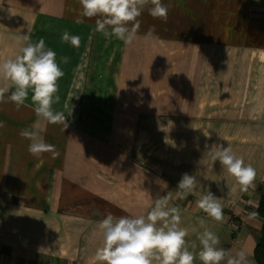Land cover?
Returning a JSON list of instances; mask_svg holds the SVG:
<instances>
[{
    "label": "crops",
    "instance_id": "0c3cea01",
    "mask_svg": "<svg viewBox=\"0 0 264 264\" xmlns=\"http://www.w3.org/2000/svg\"><path fill=\"white\" fill-rule=\"evenodd\" d=\"M162 3L167 20L146 6L139 46L131 48L96 32L99 17H83L79 0H0V60L15 57L16 36L43 38L64 72L53 108L68 123L64 130L38 118L31 90L19 108L7 99L14 89L0 102V264H97L99 222L109 213L146 217L163 196L179 209L189 250L199 252L197 236L207 228L218 247L233 256L243 250L256 264L262 220L250 214L264 194V0ZM143 23L152 37L145 39ZM65 31L80 37L78 47L62 42ZM175 47L191 66L182 88L169 78ZM130 48L136 61L128 62ZM33 127L59 156L29 153L31 141L20 132ZM213 144L230 145L256 169L254 188L242 192L211 160L205 145ZM184 173L195 174L198 187L180 199ZM208 191L222 204L223 222L197 207ZM194 264H202L198 256Z\"/></svg>",
    "mask_w": 264,
    "mask_h": 264
},
{
    "label": "clouds",
    "instance_id": "9594fccd",
    "mask_svg": "<svg viewBox=\"0 0 264 264\" xmlns=\"http://www.w3.org/2000/svg\"><path fill=\"white\" fill-rule=\"evenodd\" d=\"M82 6V15L86 18L99 17L95 20V31L102 33L105 38L115 37L125 44H131L136 38L140 28L138 17L149 4V15L155 19L167 20L168 7L162 0H79ZM77 20V23H81ZM129 25H131L129 27ZM153 36V30H149L145 39ZM62 42H70L78 47L80 37L69 35L65 31L61 36ZM17 54L14 58L0 60V102L7 99L13 102L17 108L23 106L29 97L31 90V102L38 118L50 124L68 127L66 116L61 111L53 108L59 103L60 96L58 81L63 77L57 54L46 47L45 40L40 38L32 42L27 34L15 37ZM67 62V58H62ZM0 127H3L0 122ZM21 137L29 139L28 151L33 156L42 153H52L59 156L55 145L46 143L39 135V129L33 127L23 129ZM207 155L213 162L219 161L227 173L235 178L242 192H248L255 187L257 176L256 169L251 164H245L243 157L237 156L231 146L213 144L210 148L205 145ZM162 187L167 183L161 181ZM198 187L195 174L184 173L177 184V197L185 199L189 194H194ZM169 196L159 197L155 200L154 207L147 216H120L115 217L109 213L99 222L102 231L103 244L97 248L94 256L97 264H194L199 258L202 264H249L248 255L241 250L236 255H231L225 249L218 247L219 237L205 228L198 234L197 239L201 246L198 253L189 250L186 241L188 230L180 227L181 216L179 209L168 207ZM197 207L203 210L209 217L217 222H223L222 204L218 197L211 191L201 195L197 200ZM257 213H251L255 216ZM204 226V221H199ZM160 224L161 226H158ZM195 241L191 248L196 249Z\"/></svg>",
    "mask_w": 264,
    "mask_h": 264
},
{
    "label": "rangeland",
    "instance_id": "374dc122",
    "mask_svg": "<svg viewBox=\"0 0 264 264\" xmlns=\"http://www.w3.org/2000/svg\"><path fill=\"white\" fill-rule=\"evenodd\" d=\"M143 28H144V32H146V31L148 32L147 24L143 23ZM135 46H139V44H137L136 41L133 40L131 48L135 47ZM131 48L129 49L130 56L128 58V62H130L131 60H133V61L137 60L136 54L131 55V53H130L131 52ZM175 48L176 49L174 51L177 52V54H176V62L174 63V65H175V70H174L175 71V76H173V74H172V75L169 76V78H175L176 82L178 84H180V88H182L184 82L187 83L190 80L191 74L190 73H188L187 75H185V74L189 71V67H191V66H189V64H190L189 62H186L187 59L189 58V55L188 54L185 55V52L183 51V49L181 50V48H178V47H175ZM160 49L163 50L166 53L173 51V49H166V48H164V49L160 48ZM132 53H135V52L133 51ZM138 61L142 62L141 59H139V58H138ZM159 74H160V77H163L162 76L163 73L159 72ZM165 74H167V72ZM178 75H180V77H178ZM144 78L146 79L147 77H144ZM180 97L182 99V96H180ZM179 102L180 101H178L176 104H178ZM165 105H167V104H165ZM169 108H171V106H169Z\"/></svg>",
    "mask_w": 264,
    "mask_h": 264
},
{
    "label": "trees",
    "instance_id": "16d2710c",
    "mask_svg": "<svg viewBox=\"0 0 264 264\" xmlns=\"http://www.w3.org/2000/svg\"><path fill=\"white\" fill-rule=\"evenodd\" d=\"M255 213L262 220V227L254 248V261L256 264H264V194L260 197Z\"/></svg>",
    "mask_w": 264,
    "mask_h": 264
}]
</instances>
